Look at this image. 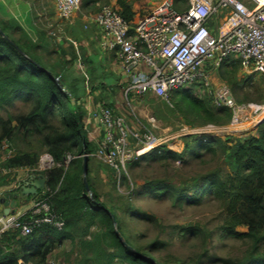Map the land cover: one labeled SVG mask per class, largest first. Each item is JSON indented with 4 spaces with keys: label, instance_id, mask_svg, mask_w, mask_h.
<instances>
[{
    "label": "trees",
    "instance_id": "16d2710c",
    "mask_svg": "<svg viewBox=\"0 0 264 264\" xmlns=\"http://www.w3.org/2000/svg\"><path fill=\"white\" fill-rule=\"evenodd\" d=\"M182 1L173 0L180 13L186 10V6L180 4ZM89 4L91 2H85L81 9H88ZM116 7L119 16L132 25L136 19L131 6L125 0H116ZM0 12L3 11L0 9ZM0 33L3 35H0V163L3 161L0 168L34 171L40 156L49 155L54 167L43 174L32 172V175L44 178L51 209L64 221L61 231L41 226L28 236L13 231L5 233L0 238V264H50L52 255L65 243L71 249L61 264H202L203 261L264 264V124L258 125L253 135L242 139L228 137L204 141V137L192 135L183 138L182 153L162 148L160 154L155 150L141 156L127 166L130 172L141 160L158 162L168 169L172 164L186 163V157L208 169L199 175L196 183L181 190L164 180L163 183H145L137 191L127 172L121 178V186L127 191L121 194L113 171L91 157L95 144L86 129V106L80 103L77 89L66 81L65 67L47 63L40 53L41 50L47 52V42L51 46L54 41L45 40L38 30L35 31L36 40H32L19 22L9 17L0 18ZM84 62L93 64L89 59ZM239 70L237 64L226 66L222 62L217 73L235 101L242 104L249 99L238 97V92L244 88H238ZM93 78L89 82L91 88ZM196 87L171 93L174 112L190 127L227 126L230 110L212 106L208 97L194 93ZM20 101L30 109L16 116L8 113L5 120L2 113ZM258 102H264V97ZM5 142L9 145V156L1 150ZM66 157L73 159L64 166ZM83 157H86L88 192L82 180ZM95 164L110 171V191L100 194L94 187L91 175ZM189 189L193 192L187 199ZM134 195L193 206L217 203L224 217L218 227L219 237L241 242L246 249L232 258L210 255L205 244L211 232L199 226L179 227L183 237L198 238L204 242V247L192 261L161 260L160 252L165 242L159 237L135 235L128 227V220L157 225L153 216L130 203ZM27 217L24 215L21 219ZM240 227L245 228V232L237 231Z\"/></svg>",
    "mask_w": 264,
    "mask_h": 264
},
{
    "label": "built area",
    "instance_id": "2783aa9c",
    "mask_svg": "<svg viewBox=\"0 0 264 264\" xmlns=\"http://www.w3.org/2000/svg\"><path fill=\"white\" fill-rule=\"evenodd\" d=\"M81 1L53 0L56 18L69 20ZM91 21L102 30L99 48L115 53L122 77L121 94L127 104L131 95L152 96L168 103L172 92L196 85L212 106L230 110V127L250 121L256 127L264 124V103L238 105L227 86L213 87L210 79L233 55L243 71L259 75L264 87V0H186V10L181 13L173 0H162L134 26L112 8L103 7ZM86 115V124L95 122L100 130L91 157L113 171L118 191L129 164L152 151L161 153L164 142L155 137L154 119L148 120V126L138 122L134 128L110 107H87ZM8 149V143H3L1 150L6 156L11 154ZM72 159L66 157L64 166ZM53 167L52 158L43 154L31 172L43 174ZM11 171L0 168V173ZM47 192L44 188L40 191L41 199H36L25 214L27 219H21L24 215L0 217V238L12 231L28 236L41 226L61 231L64 221L51 209Z\"/></svg>",
    "mask_w": 264,
    "mask_h": 264
},
{
    "label": "rangeland",
    "instance_id": "374dc122",
    "mask_svg": "<svg viewBox=\"0 0 264 264\" xmlns=\"http://www.w3.org/2000/svg\"><path fill=\"white\" fill-rule=\"evenodd\" d=\"M52 1L53 0H14V2L12 1L13 5L6 2L7 14L0 12V16L3 18H13L18 21L28 33L29 37L34 41L36 40V30L44 34L45 40L51 38V40L54 41V45L51 43V46L48 45L47 42V52L41 50L40 53L43 54L47 63H57L59 68L61 66L65 67L63 75L66 81L71 83L73 88L77 89L80 103L84 104V106H89V108L93 109L96 107L95 105L97 103L98 107H110L119 115L123 116L130 127L134 128H137L138 122L143 126H148V120L150 118L154 119L157 127L155 137L164 142L162 148L170 147L169 149L171 151L176 152V145L179 146V143L182 142V150L177 151V153L183 152V138L187 135L192 136V132L198 133L201 137H207L205 141L209 138L225 139L233 137L242 139L255 133L256 126L254 121L236 127H230V123L223 127L212 125L190 127L181 116L174 112L173 102L170 98L168 103H165L152 96L140 97L131 95L129 97L130 103L127 104L122 98L119 87H104V85L101 84L100 87L103 88L97 87L93 89V92H90L91 85L89 82L92 76L95 78L98 76L103 79L104 75H102V73L105 74L106 72L100 71L97 73V67L94 66V63V65L91 64L93 65L91 66L84 62V60L88 59L86 56L89 55L90 52L93 54L95 53V56L99 53L96 48L89 44H83L80 34L72 28L71 21H76V24H81V31H84L86 23L91 21L103 7H110L117 10L116 0H82L79 9L67 21L56 19ZM125 1L131 6L135 13L134 18L137 20L162 0ZM85 2H91L89 8L81 9V6L85 4ZM181 3L186 6V0H183L180 4ZM0 9L2 10V8ZM92 9H96V12H92ZM136 20L131 26H134ZM223 62L226 66L232 64L239 65L240 70L237 77L239 79L238 88L244 87L245 89L243 88L242 91L238 92V97L240 99L248 97L249 99V102L242 104H263L264 102H258L261 97H264V87L259 75L243 71L238 59L233 55L227 57ZM92 67L93 69L91 71L90 68ZM214 72L215 76H218L217 70ZM86 74L88 76H86ZM84 75L86 76L85 78H83ZM82 79L84 81H81ZM117 82L119 83V81ZM222 84L227 86L225 83ZM95 85L93 79L92 87H95ZM199 91V88L196 87L194 93L203 96ZM94 99H96L97 102H94ZM235 103L240 105L236 101ZM29 109V105L20 101L16 103L14 107L8 108L6 112H3L2 117L7 120L8 113L16 116L26 113ZM93 125L92 122L86 124L88 133L91 131ZM208 158L209 157H207L206 160ZM185 160L187 161L186 163H175L168 169H165V167L158 162L141 160L138 163V167L132 172L127 169L126 173L128 172L130 181L135 184V188H133L137 191H140L145 183H163L164 180L173 184L177 190H181L196 183L199 180V175L204 174L206 169H208V167L201 165L192 158L186 157ZM95 163H97L96 160ZM0 166H3V161H1ZM91 176L93 185L98 193L102 194L111 190V181L109 179V176H111L110 171L103 167L101 169L98 164H95ZM21 178L22 177L18 173H0V185H4L7 191L13 190V188L20 183L22 180ZM133 183L131 184L133 185ZM3 190H5V188L2 187L0 194L3 193L1 192ZM125 191H127V189L120 186V191L118 192L125 194ZM192 192L191 189L186 192L188 196L187 199L190 198ZM37 199H41L40 193ZM130 203L134 208L153 216L157 221L156 226L150 224L146 225L132 220H128L127 223L129 229L135 233V235L146 234L149 238L159 237L160 240L165 242V247L160 252L161 260L168 262H173L175 260L183 262L192 261L204 247V242L198 238H192L191 236L183 237L182 231L178 230L179 227L188 228L191 226H199L211 232V237L206 239L205 244L210 255L214 254L221 258H232L240 256L246 249V246L241 242L219 237L218 227L224 217L220 214L217 203H204L202 205L193 206L186 202L178 204L172 203L169 200H160L152 196L144 195L132 196ZM245 230L246 229L243 227L237 229L239 232H245ZM70 249V245L65 243L52 255L50 264L63 263L64 256ZM155 256L156 255H154V258ZM202 264L210 263L208 261H203Z\"/></svg>",
    "mask_w": 264,
    "mask_h": 264
},
{
    "label": "crops",
    "instance_id": "0c3cea01",
    "mask_svg": "<svg viewBox=\"0 0 264 264\" xmlns=\"http://www.w3.org/2000/svg\"><path fill=\"white\" fill-rule=\"evenodd\" d=\"M7 1L0 0V5H1L0 8H2L3 12H5L7 10V8H6L7 3L13 5L12 1L14 2V0H12V1L9 0L8 2ZM52 5H53V1H52ZM53 10H54V6H53ZM113 10H115V9H113ZM55 17H56V15H55ZM0 18H2V17L0 16ZM71 23H72L71 24L72 28L74 30H76L78 34H80V37L83 41V44L84 45L89 44L90 46L96 48L97 52L99 53L98 55L95 56L94 55L95 53L93 54L92 52H90L89 55L86 56L90 61H92L95 64V65L94 64L93 65L97 67L96 68L97 73H99L100 71L106 72L105 74L102 73V75H104L103 79L98 77V76L96 78L95 77L93 78L96 85H95V87L91 88L90 92H93L94 88L96 89L97 87H100L101 84H103L104 87H112V88L113 87H119L121 90L122 87L120 86V83H121L122 77L120 75V71L118 68L117 61H116L115 53L114 52H107V51L103 52L99 48V43L102 39V30L93 21H89L86 23V26H84V31L83 30L81 31V29H82L81 24H76V21L75 22L71 21ZM214 73L215 72L213 71L211 74V78H210L213 87H219V86L223 85L222 84L223 82L219 79L218 76H215ZM86 76H88V75L86 74ZM86 76L84 75L83 78H85ZM81 81H83V79ZM117 81H119V83ZM100 88H103V87H100ZM109 90H111V89H109ZM94 102H97V100L94 99ZM95 106L96 107H94L93 109L98 108L97 103ZM87 107H89V106H86V111H87ZM92 123L94 125L91 128L89 135H90L91 141L93 140L92 142L94 144H96L98 139H99L100 130H99L98 125L95 122H92ZM176 150L177 151L182 150V142L179 143V146L176 145ZM10 173H12V174L18 173L22 177L21 178L22 180L20 181L19 184H17V186L15 188H13V190L7 191L6 190L7 188L4 187V185H0V190H2V187L5 188V190L1 191L3 193H5L6 191L7 192L11 191L12 193L16 192L17 190H20L26 183L31 182L33 180V178L35 177L32 175L31 171L26 170V169L12 170ZM38 195L39 194H37L34 197L29 196L28 201H26V198L22 197V196H20V198H12L11 197L10 201L17 202L15 215L19 216V217L25 215L30 210L33 203L36 201Z\"/></svg>",
    "mask_w": 264,
    "mask_h": 264
},
{
    "label": "water",
    "instance_id": "95a60500",
    "mask_svg": "<svg viewBox=\"0 0 264 264\" xmlns=\"http://www.w3.org/2000/svg\"><path fill=\"white\" fill-rule=\"evenodd\" d=\"M1 36L2 33H0ZM264 123V120L261 122ZM86 157H83L82 162V180L85 191L88 192L87 184H86V174H87V166H86ZM45 187V180L42 178V176H36L33 178V180L29 183H26L21 188L20 196L25 197L26 201H28L29 196H36L37 193L42 190ZM10 196L12 198H17L18 192H5L0 194V217H6V216H14L16 214V206L17 202L10 201Z\"/></svg>",
    "mask_w": 264,
    "mask_h": 264
},
{
    "label": "flooded vegetation",
    "instance_id": "af4514ba",
    "mask_svg": "<svg viewBox=\"0 0 264 264\" xmlns=\"http://www.w3.org/2000/svg\"><path fill=\"white\" fill-rule=\"evenodd\" d=\"M17 192H18L17 198H20L21 189L20 190H17ZM10 198H11V196H10Z\"/></svg>",
    "mask_w": 264,
    "mask_h": 264
}]
</instances>
